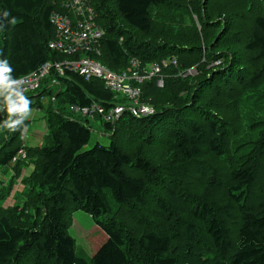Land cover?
Listing matches in <instances>:
<instances>
[{
    "label": "trees",
    "instance_id": "1",
    "mask_svg": "<svg viewBox=\"0 0 264 264\" xmlns=\"http://www.w3.org/2000/svg\"><path fill=\"white\" fill-rule=\"evenodd\" d=\"M67 1L0 0V60H8L14 79L82 56L49 48L51 15L65 13ZM91 3L103 30L100 63L121 72L131 58L144 67L177 58L180 67L165 71L162 89L154 81L140 86L154 114L125 112L115 124L102 122L110 144L89 150L90 119L67 109L115 107L103 81L52 69L27 96L30 108L44 110L45 96L52 107L31 176L38 193L32 189L23 210L0 208V264H264V0ZM194 66L193 79L178 76ZM7 114L0 96V125ZM240 120L248 127L242 135ZM133 122L143 134L139 128L124 148L115 138ZM19 136L0 147V167L17 169L29 159L26 145V158L13 163L23 150ZM77 211L93 218L103 238L89 261L70 234L69 212Z\"/></svg>",
    "mask_w": 264,
    "mask_h": 264
},
{
    "label": "built area",
    "instance_id": "2",
    "mask_svg": "<svg viewBox=\"0 0 264 264\" xmlns=\"http://www.w3.org/2000/svg\"><path fill=\"white\" fill-rule=\"evenodd\" d=\"M64 8L65 13L53 12L51 15L55 35L49 43V48L66 56H76L78 54H82V56L78 59L66 60L60 63L49 62L37 72L19 78L23 81L20 86L22 94L27 97L41 89L44 79L50 76L52 69L59 76H64L65 72L69 70L84 77L86 81L92 79L103 81L106 89L114 94L113 102H117L115 107L109 110L97 103L86 108L71 106L70 110L74 114L88 119L94 115L106 117L109 123H114L125 112H129L136 118L154 114L152 106L142 103L140 86L145 82L155 81L157 88H164L166 78L164 70L167 67H179L178 59L170 58L144 67L140 60L131 58L128 69L114 72L96 59V56L101 55L103 30L97 23V15L91 0H69ZM217 64H220V62H217ZM185 75L197 76V67L194 66L178 72V76L181 78ZM54 84L57 85V81H53ZM120 102H122L121 105ZM19 154L21 156L14 158L13 163L17 159H25L27 156L24 150H21Z\"/></svg>",
    "mask_w": 264,
    "mask_h": 264
},
{
    "label": "rangeland",
    "instance_id": "3",
    "mask_svg": "<svg viewBox=\"0 0 264 264\" xmlns=\"http://www.w3.org/2000/svg\"><path fill=\"white\" fill-rule=\"evenodd\" d=\"M68 2L69 0L64 3V7ZM209 36L205 37V39L209 38ZM168 68L170 67H167L164 70V74H166L165 71ZM184 70L186 69H181L178 72H181ZM198 73L199 72L197 69V74ZM193 77L194 76L185 75L183 76L182 79H193ZM196 82L197 81H191L189 83L191 85H195ZM51 85H53V83ZM155 85H156V82H155ZM37 93L38 92H35V94ZM184 97L185 96H183V98ZM42 102H43L45 109L39 110L36 107L31 108V115L29 116L28 119L25 120V123L23 126H21V129L17 131H10L4 127L0 129V147L4 146L8 141L12 140L16 134H19L20 135L19 140H21L22 146H23L22 149L24 150L25 146L27 145V148L30 147V150H31L29 159H27L26 162H22V166H19L17 169L15 168L14 165H11L8 167H5V166L0 167V208L2 209H12V208L19 207L20 210H23L25 203L28 202L29 199L33 202L34 197L31 194L32 189L35 195L38 193V189L34 188L35 183L32 182L34 178L31 176H32L33 171L36 170L39 164V158L36 155V151L37 149H40L41 147H43V145H45L44 142L46 140L44 139V137L48 131L45 116H46L47 110L52 107V104L50 102V96L43 97ZM219 102H220L219 100L215 101V103H219ZM119 104L121 105L122 103H119ZM186 107L187 106H185L184 108ZM67 111H71L70 108L67 109ZM215 113H217L220 117L224 118L225 116H227L228 111H225V109L223 110L217 109ZM76 117L79 120H85L83 116L76 115ZM8 118H9V114H7L6 120ZM102 122H107L106 117H102V116L99 117L98 115H94L93 117L90 118L89 125L92 129L91 139L88 145L84 148V150L92 149L97 143H100L102 145L110 144L109 136L105 132ZM116 122H118V118L114 121V124ZM246 122H247L246 120H240L238 122H235L237 123V125L240 126L239 127L240 133H241L242 127H245L246 130H248L247 125L244 124ZM139 128H141L140 132H139ZM141 131H142V127L138 124V122H133V124L132 123L128 124V126H126L125 124L123 127L122 135H120V137L118 138H115V140L117 141V143H119L122 147L125 148L128 145H130L132 139L137 135L135 133L139 132L140 134H143ZM135 144H136L137 149L134 152L138 153L140 148H142V140L136 141ZM18 156H21V155L18 154ZM158 160L159 161L156 163L157 165H159V163H163V161H161L159 158ZM111 203L112 205H114L113 200H111ZM29 208L26 207V211H29L31 212V214H34V211ZM131 209H133V207L131 208L130 206L126 209L127 210L126 218L129 220H131V217L133 216V214L131 213ZM155 210H158V209H155ZM69 213H70L69 218L71 219L70 234L73 236V238L76 241L77 253L79 257H82L89 261L94 255L97 247L103 242V238H100L98 240L97 232H100L99 231L100 229L89 214L83 211L69 212ZM139 214H140V218L137 220L138 222L143 220V217H142L143 215L140 212Z\"/></svg>",
    "mask_w": 264,
    "mask_h": 264
},
{
    "label": "clouds",
    "instance_id": "4",
    "mask_svg": "<svg viewBox=\"0 0 264 264\" xmlns=\"http://www.w3.org/2000/svg\"><path fill=\"white\" fill-rule=\"evenodd\" d=\"M5 17L9 15L4 13ZM15 23V18L11 21ZM13 69L7 59L0 60V96L5 97L9 118L0 127L10 131H17L24 125V121L31 115V102L22 94L20 86L23 81L14 79L11 75Z\"/></svg>",
    "mask_w": 264,
    "mask_h": 264
},
{
    "label": "bare ground",
    "instance_id": "5",
    "mask_svg": "<svg viewBox=\"0 0 264 264\" xmlns=\"http://www.w3.org/2000/svg\"><path fill=\"white\" fill-rule=\"evenodd\" d=\"M36 27V26H35Z\"/></svg>",
    "mask_w": 264,
    "mask_h": 264
}]
</instances>
